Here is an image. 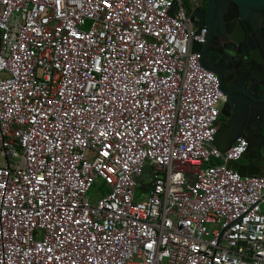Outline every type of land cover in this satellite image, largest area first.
<instances>
[{"label": "built area", "instance_id": "1", "mask_svg": "<svg viewBox=\"0 0 264 264\" xmlns=\"http://www.w3.org/2000/svg\"><path fill=\"white\" fill-rule=\"evenodd\" d=\"M196 44L180 0H0V264H264Z\"/></svg>", "mask_w": 264, "mask_h": 264}, {"label": "flooded vegetation", "instance_id": "2", "mask_svg": "<svg viewBox=\"0 0 264 264\" xmlns=\"http://www.w3.org/2000/svg\"><path fill=\"white\" fill-rule=\"evenodd\" d=\"M180 1L192 27L203 34L202 62L219 81L228 116H220L219 127L228 125L249 144L259 142L264 134V13L232 0Z\"/></svg>", "mask_w": 264, "mask_h": 264}, {"label": "water", "instance_id": "3", "mask_svg": "<svg viewBox=\"0 0 264 264\" xmlns=\"http://www.w3.org/2000/svg\"><path fill=\"white\" fill-rule=\"evenodd\" d=\"M237 5L241 6V8L244 7V5H247L252 11H257L260 13H264V0H232ZM201 44H196L194 46V51L199 52L201 54L202 50ZM202 61V59H201ZM205 69L209 70L205 64ZM264 88L263 85H260ZM221 116L227 118L226 114V105L223 106L221 110ZM264 128H262L261 131H263ZM260 131V133H262ZM262 140L255 143H250L247 149V152L242 157L241 161L234 162L231 165V168L236 171L241 177H263L264 176V134H260ZM245 138L247 139L243 134H233L230 133L228 129V125L219 127L217 130V134L215 136L214 140V147L217 148L222 153H226L229 151L232 146L235 144V142L240 139Z\"/></svg>", "mask_w": 264, "mask_h": 264}, {"label": "rangeland", "instance_id": "4", "mask_svg": "<svg viewBox=\"0 0 264 264\" xmlns=\"http://www.w3.org/2000/svg\"><path fill=\"white\" fill-rule=\"evenodd\" d=\"M105 192V191H104ZM140 194V191H139ZM98 196V191H93L90 195V199H92L93 197H97Z\"/></svg>", "mask_w": 264, "mask_h": 264}, {"label": "trees", "instance_id": "5", "mask_svg": "<svg viewBox=\"0 0 264 264\" xmlns=\"http://www.w3.org/2000/svg\"><path fill=\"white\" fill-rule=\"evenodd\" d=\"M104 187V186H103Z\"/></svg>", "mask_w": 264, "mask_h": 264}]
</instances>
